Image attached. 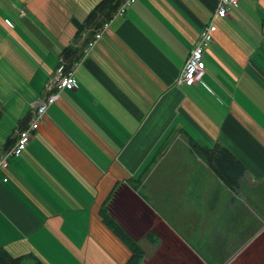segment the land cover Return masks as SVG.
<instances>
[{"label": "crops", "instance_id": "1", "mask_svg": "<svg viewBox=\"0 0 264 264\" xmlns=\"http://www.w3.org/2000/svg\"><path fill=\"white\" fill-rule=\"evenodd\" d=\"M100 1L0 0V159L50 80L74 70L79 85L0 169V249L24 264H127L105 209L148 251L142 264H264L252 205L264 198V0L218 19L193 86L178 80L218 0H134L75 41ZM195 145L228 149L246 167L241 187Z\"/></svg>", "mask_w": 264, "mask_h": 264}, {"label": "trees", "instance_id": "2", "mask_svg": "<svg viewBox=\"0 0 264 264\" xmlns=\"http://www.w3.org/2000/svg\"><path fill=\"white\" fill-rule=\"evenodd\" d=\"M125 0H101L96 7L90 12L85 23H77L78 33L75 37L77 41L80 36L87 30L92 29L93 33L108 22L117 13L118 9ZM82 49L78 47L66 48L62 56L72 65L75 60L81 56ZM195 152L205 161L209 162L217 174L224 180V182L231 188L237 189L241 187V181L246 173V167L236 159V157L226 148L216 145L214 148L194 146ZM141 180H139L140 182ZM138 182V181H137ZM258 194L264 197V187L260 186ZM262 189V190H261ZM261 205L252 203L254 209L264 218V198H261ZM101 216L106 227L130 250L131 257L127 264H141L146 251L136 241H134L105 210L102 209ZM29 257L14 258L4 249H0V264H24ZM36 264H42L38 259H34Z\"/></svg>", "mask_w": 264, "mask_h": 264}, {"label": "built area", "instance_id": "3", "mask_svg": "<svg viewBox=\"0 0 264 264\" xmlns=\"http://www.w3.org/2000/svg\"><path fill=\"white\" fill-rule=\"evenodd\" d=\"M134 0H125L115 15H123L132 5ZM238 3V0H218L217 8L208 25H206L199 36V39L192 50L189 58L186 61L185 67L179 77L178 85L193 86L202 82L206 73L204 56L208 47L212 44L215 34L218 30V19H224L229 15V12ZM10 24V23H8ZM11 25V24H10ZM108 27V23L104 28ZM102 31L96 33L95 37L88 44V48L94 47L100 40ZM78 81L74 76V70L68 71L66 74H59L49 81L46 87V95L40 101L33 119L30 121L27 128L17 133V138L14 145L8 151L5 157L0 159V169H5L8 165V158L22 156L30 144L34 134L39 130L48 109L58 102L60 94L64 90L78 89Z\"/></svg>", "mask_w": 264, "mask_h": 264}, {"label": "rangeland", "instance_id": "4", "mask_svg": "<svg viewBox=\"0 0 264 264\" xmlns=\"http://www.w3.org/2000/svg\"><path fill=\"white\" fill-rule=\"evenodd\" d=\"M144 250L146 251V255H147L148 254V251L146 249H144ZM144 259H145V257H144ZM144 259H143V261H144ZM143 261L141 262V264L143 263ZM26 264H32V263L31 262H27Z\"/></svg>", "mask_w": 264, "mask_h": 264}]
</instances>
